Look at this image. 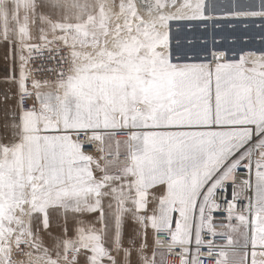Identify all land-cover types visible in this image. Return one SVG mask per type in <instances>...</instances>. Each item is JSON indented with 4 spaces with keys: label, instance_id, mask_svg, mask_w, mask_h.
<instances>
[{
    "label": "snow or ice",
    "instance_id": "1",
    "mask_svg": "<svg viewBox=\"0 0 264 264\" xmlns=\"http://www.w3.org/2000/svg\"><path fill=\"white\" fill-rule=\"evenodd\" d=\"M0 51V264H264V0H0Z\"/></svg>",
    "mask_w": 264,
    "mask_h": 264
},
{
    "label": "crops",
    "instance_id": "2",
    "mask_svg": "<svg viewBox=\"0 0 264 264\" xmlns=\"http://www.w3.org/2000/svg\"><path fill=\"white\" fill-rule=\"evenodd\" d=\"M10 2H11V0H10ZM3 52L2 51H0V68H2L3 67ZM90 153V152H89Z\"/></svg>",
    "mask_w": 264,
    "mask_h": 264
},
{
    "label": "rangeland",
    "instance_id": "3",
    "mask_svg": "<svg viewBox=\"0 0 264 264\" xmlns=\"http://www.w3.org/2000/svg\"><path fill=\"white\" fill-rule=\"evenodd\" d=\"M109 3H111V0H109ZM259 44H260V42H259V38L257 37L256 38V41H255V46L258 48L259 47ZM92 154V153H91Z\"/></svg>",
    "mask_w": 264,
    "mask_h": 264
},
{
    "label": "built area",
    "instance_id": "4",
    "mask_svg": "<svg viewBox=\"0 0 264 264\" xmlns=\"http://www.w3.org/2000/svg\"><path fill=\"white\" fill-rule=\"evenodd\" d=\"M87 150L90 152V154H94V149L91 146H89Z\"/></svg>",
    "mask_w": 264,
    "mask_h": 264
}]
</instances>
